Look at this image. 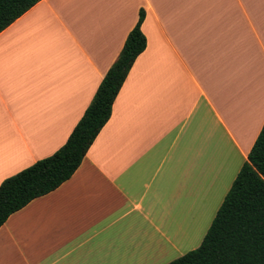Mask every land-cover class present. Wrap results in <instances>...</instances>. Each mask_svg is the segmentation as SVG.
<instances>
[{
    "label": "crops",
    "instance_id": "crops-1",
    "mask_svg": "<svg viewBox=\"0 0 264 264\" xmlns=\"http://www.w3.org/2000/svg\"><path fill=\"white\" fill-rule=\"evenodd\" d=\"M141 9L146 47L109 119L67 180L0 226V264H164L247 160L264 0H39L0 31V182L65 142Z\"/></svg>",
    "mask_w": 264,
    "mask_h": 264
},
{
    "label": "trees",
    "instance_id": "trees-1",
    "mask_svg": "<svg viewBox=\"0 0 264 264\" xmlns=\"http://www.w3.org/2000/svg\"><path fill=\"white\" fill-rule=\"evenodd\" d=\"M39 0H0V31ZM141 9L65 142L50 155L0 182V226L33 198L77 169L111 115L113 101L134 60L146 47ZM264 264V123L198 247L166 264Z\"/></svg>",
    "mask_w": 264,
    "mask_h": 264
},
{
    "label": "rangeland",
    "instance_id": "rangeland-1",
    "mask_svg": "<svg viewBox=\"0 0 264 264\" xmlns=\"http://www.w3.org/2000/svg\"><path fill=\"white\" fill-rule=\"evenodd\" d=\"M209 225H210V222H206V223L204 224L203 228H202L201 231H200V235L198 236V239H197L196 241H194L193 243L188 242V244L186 245V247H185V249L183 250V253H182V254H184V253H186L187 251L192 250V249H194V248H196V247L199 246V244H200V242H201V240H202V238H203V236H204L206 230L208 229ZM201 234H202V235H201ZM200 236H202V237H200ZM182 254H181V255H182ZM181 255H178V253H175V252H170V253H168V254H167L166 261H165L164 264L168 263L169 261H171V260H173V259H175V258H177V257H179V256H181Z\"/></svg>",
    "mask_w": 264,
    "mask_h": 264
},
{
    "label": "snow or ice",
    "instance_id": "snow-or-ice-1",
    "mask_svg": "<svg viewBox=\"0 0 264 264\" xmlns=\"http://www.w3.org/2000/svg\"><path fill=\"white\" fill-rule=\"evenodd\" d=\"M177 264H181V262H177Z\"/></svg>",
    "mask_w": 264,
    "mask_h": 264
}]
</instances>
